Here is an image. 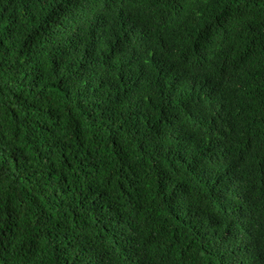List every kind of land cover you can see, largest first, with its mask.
<instances>
[{"label":"trees","instance_id":"1","mask_svg":"<svg viewBox=\"0 0 264 264\" xmlns=\"http://www.w3.org/2000/svg\"><path fill=\"white\" fill-rule=\"evenodd\" d=\"M0 264H264V0H0Z\"/></svg>","mask_w":264,"mask_h":264}]
</instances>
